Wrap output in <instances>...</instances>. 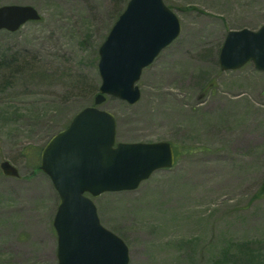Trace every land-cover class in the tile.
<instances>
[{
    "label": "rangeland",
    "instance_id": "rangeland-1",
    "mask_svg": "<svg viewBox=\"0 0 264 264\" xmlns=\"http://www.w3.org/2000/svg\"><path fill=\"white\" fill-rule=\"evenodd\" d=\"M129 1L0 0L41 15L0 31V164L20 173L0 168V264H58L59 195L41 152L95 106L99 51ZM164 2L182 31L143 70L141 100L99 108L115 116L117 142H169L175 165L94 198L100 221L129 264H264V71L219 62L229 30L264 25V0Z\"/></svg>",
    "mask_w": 264,
    "mask_h": 264
},
{
    "label": "water",
    "instance_id": "water-1",
    "mask_svg": "<svg viewBox=\"0 0 264 264\" xmlns=\"http://www.w3.org/2000/svg\"><path fill=\"white\" fill-rule=\"evenodd\" d=\"M40 20L32 6L0 7V31L16 32ZM181 31L180 20L164 0H130L99 51L102 83L95 106L79 112L43 149L40 168L59 195L53 223L58 264H129L127 244L102 225L92 199L136 190L156 171L172 168L175 153L168 142L117 143L116 118L99 107L107 96L136 105L143 70ZM219 62L223 71L249 62L264 71V25L258 31H229ZM0 168L8 177H20L8 161Z\"/></svg>",
    "mask_w": 264,
    "mask_h": 264
},
{
    "label": "trees",
    "instance_id": "trees-1",
    "mask_svg": "<svg viewBox=\"0 0 264 264\" xmlns=\"http://www.w3.org/2000/svg\"><path fill=\"white\" fill-rule=\"evenodd\" d=\"M262 191H263V193H264V187L262 188Z\"/></svg>",
    "mask_w": 264,
    "mask_h": 264
},
{
    "label": "bare ground",
    "instance_id": "bare-ground-1",
    "mask_svg": "<svg viewBox=\"0 0 264 264\" xmlns=\"http://www.w3.org/2000/svg\"><path fill=\"white\" fill-rule=\"evenodd\" d=\"M251 138V137H250ZM254 139V138H253ZM45 254H48L47 252H45Z\"/></svg>",
    "mask_w": 264,
    "mask_h": 264
}]
</instances>
